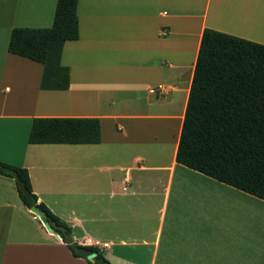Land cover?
Instances as JSON below:
<instances>
[{"label":"crops","instance_id":"obj_1","mask_svg":"<svg viewBox=\"0 0 264 264\" xmlns=\"http://www.w3.org/2000/svg\"><path fill=\"white\" fill-rule=\"evenodd\" d=\"M55 3L0 0V161L111 264H264V200L175 161L203 28L264 44V0H78L69 86L43 90L42 65L7 43L12 27L50 26ZM36 116L97 117L100 141L30 143ZM87 260L0 175V264Z\"/></svg>","mask_w":264,"mask_h":264},{"label":"trees","instance_id":"obj_2","mask_svg":"<svg viewBox=\"0 0 264 264\" xmlns=\"http://www.w3.org/2000/svg\"><path fill=\"white\" fill-rule=\"evenodd\" d=\"M77 1L56 0L50 26H15L10 30L7 51L42 65L40 89L65 90L69 86V68L60 63V56L64 42L78 38ZM27 141L98 143L99 120L36 116ZM175 161L264 200V44L203 28ZM14 174L32 192L26 168L0 161V175L14 178ZM16 188L28 206L17 183ZM36 207L65 228L57 231L73 256L84 257L74 250L84 247L95 252L94 261L87 260L90 264H111L97 246L67 242L66 224L43 202H37Z\"/></svg>","mask_w":264,"mask_h":264},{"label":"water","instance_id":"obj_3","mask_svg":"<svg viewBox=\"0 0 264 264\" xmlns=\"http://www.w3.org/2000/svg\"><path fill=\"white\" fill-rule=\"evenodd\" d=\"M14 180L16 181L18 188L22 191L24 196L28 199L29 208L31 209L32 212H34L35 214L38 215V217H39L40 221L42 222V224L44 225V227L49 232L54 234L56 236V238L63 240L62 235L57 231V229L65 230V228L61 225H57L54 221H50L48 219V217L36 207V204L38 202L36 197L33 195L32 192H30L26 188L24 182L22 180H20V178L16 174H14ZM64 239L69 243L74 242L73 238L71 237L70 233H68V232L65 233ZM74 250L77 254L84 256L86 259L90 260L91 262L94 261L95 252L91 251L90 249H87L84 247H74Z\"/></svg>","mask_w":264,"mask_h":264},{"label":"bare ground","instance_id":"obj_4","mask_svg":"<svg viewBox=\"0 0 264 264\" xmlns=\"http://www.w3.org/2000/svg\"><path fill=\"white\" fill-rule=\"evenodd\" d=\"M222 12V11H221ZM37 215V214H36ZM18 256H22V254H19ZM30 256H32V257H27V258H29V259H27L28 261L27 262H33V258H35V257H37L38 255H30ZM48 260H50V259H48ZM63 262V261H62Z\"/></svg>","mask_w":264,"mask_h":264},{"label":"rangeland","instance_id":"obj_5","mask_svg":"<svg viewBox=\"0 0 264 264\" xmlns=\"http://www.w3.org/2000/svg\"><path fill=\"white\" fill-rule=\"evenodd\" d=\"M126 159L128 158V157H125ZM129 159V158H128Z\"/></svg>","mask_w":264,"mask_h":264}]
</instances>
